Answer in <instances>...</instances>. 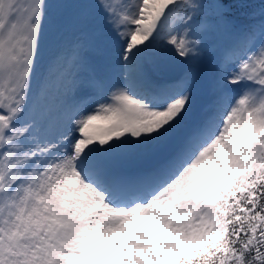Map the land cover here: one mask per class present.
Masks as SVG:
<instances>
[{
    "label": "snow or ice",
    "instance_id": "1",
    "mask_svg": "<svg viewBox=\"0 0 264 264\" xmlns=\"http://www.w3.org/2000/svg\"><path fill=\"white\" fill-rule=\"evenodd\" d=\"M0 264H264V0H0Z\"/></svg>",
    "mask_w": 264,
    "mask_h": 264
}]
</instances>
